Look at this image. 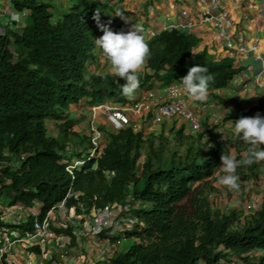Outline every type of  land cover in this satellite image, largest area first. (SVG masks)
Instances as JSON below:
<instances>
[{"label": "trees", "instance_id": "trees-1", "mask_svg": "<svg viewBox=\"0 0 264 264\" xmlns=\"http://www.w3.org/2000/svg\"><path fill=\"white\" fill-rule=\"evenodd\" d=\"M73 2L58 11L52 2L12 0L17 12H27V24L0 36V249L8 231L32 236L35 220L43 221L62 204L68 216L77 218L119 207L121 216L134 223L112 242L122 245L125 239L131 245L110 264H264V201L240 218L237 209H216L205 193L218 179L223 154L247 158L250 146L240 139L235 146V134L225 137L220 127L210 125L192 134L174 125L169 136L164 128L147 136L146 129L129 123L113 133L102 128L96 148L90 135L76 130L80 121L71 118L72 106L111 100L122 105L128 99L121 92L123 80L91 68L102 3ZM146 43L150 54L137 73L140 89L150 82L182 81L195 65L211 75L208 91L227 88L239 73L231 59L217 61L197 52L196 38L177 29ZM263 107L264 98L253 112ZM86 146L91 151L85 152ZM263 173L264 161L237 169L254 182ZM3 205L37 209V214L10 225ZM73 229L49 226L56 238L76 246ZM30 252L42 253L40 246ZM0 264L14 263L5 256Z\"/></svg>", "mask_w": 264, "mask_h": 264}, {"label": "crops", "instance_id": "crops-1", "mask_svg": "<svg viewBox=\"0 0 264 264\" xmlns=\"http://www.w3.org/2000/svg\"><path fill=\"white\" fill-rule=\"evenodd\" d=\"M96 1L102 3L100 8L103 9L104 13L101 21L102 25L109 27L113 32L123 31L126 33L136 29L147 41L153 35H160L164 31L178 29V26L191 20L194 26L192 30L185 33L196 38L198 42L197 52H207L217 61L232 60L235 69L239 73L227 88L208 91L207 98L203 102H197L190 97H186L189 107L198 115L202 125H210L209 128L220 127L218 132L226 137L234 134V123L240 118L255 117L257 113L264 116V109L249 115L243 113L246 108H258L261 99L264 98V90L253 84L256 75L264 72V0H219L218 9L212 12L214 17L226 12L234 21V26L228 30V37L235 46H242L247 50V53H241L235 57L230 56V51L225 42L216 40L219 30L218 23L215 20L203 21L201 18V15L210 5L206 0ZM44 2L54 3L58 11L65 10L74 3L73 0H44ZM184 12L187 13V17H183ZM11 14L22 15L15 10L12 0H0V26L7 29H22L26 26L28 17L23 18L22 16L18 23L10 25ZM118 14L127 17L129 21L126 23L124 19L117 16ZM102 36L103 32L99 30L97 39ZM257 42L259 44L258 53L252 51ZM258 55L263 60L258 59ZM91 62L93 64L92 70L95 73L111 75L110 65L97 45ZM181 82H178V84L182 87ZM164 87L165 83L160 82H154L151 86L146 84L145 87L137 90L134 99H128L127 104L120 105L124 107V112L135 129L134 121L138 122L140 129H142L145 122L150 124L152 128H155V126L162 127L163 123L160 125L154 123L153 108L148 103L147 98L150 91L161 94ZM137 103L141 104L142 107L140 114H136L134 110ZM85 107L88 106L84 104L82 108L85 109ZM80 108V106L70 108L72 119H74L73 110H79ZM81 114L84 115L82 112ZM77 120L80 121L79 126L86 121L82 117ZM165 123L169 131L175 125L177 128L185 126L189 132L187 123L185 124L179 119ZM113 124L109 127L106 125L107 128L105 125H102V127L109 133L116 132L122 127L117 130L113 128ZM117 125H120V123L117 122ZM83 127L85 129V125ZM153 133L158 134V131ZM3 201V199H0V202L3 203ZM1 207L4 208V211L7 210L4 219L10 225H20L26 221L28 216L34 213L37 214V209L31 211L22 206H16L17 209L14 208L13 211L16 214L12 213L11 208H5V205ZM51 225L56 228L68 225L74 227L73 231L77 238L76 246H71L68 238H56L50 232L46 239L28 242L25 241L27 237L22 236V231L15 228L5 235V238L9 241L18 240L12 252L7 256L9 261L14 264H110V260L121 252V248H119L121 244L117 245L112 242V237L118 236L120 233L115 231H107L103 234L96 233L93 228L94 215L77 218L72 215L68 216L66 210L60 208L52 213ZM20 239L23 241L19 242ZM34 246H40L42 253H31L30 248Z\"/></svg>", "mask_w": 264, "mask_h": 264}, {"label": "clouds", "instance_id": "clouds-1", "mask_svg": "<svg viewBox=\"0 0 264 264\" xmlns=\"http://www.w3.org/2000/svg\"><path fill=\"white\" fill-rule=\"evenodd\" d=\"M117 16L124 19L126 23L129 21L128 18L123 15L118 14ZM95 19L97 20L98 27H100V30L103 32L101 38L95 39V44L102 50L104 57L107 59L110 65V74L117 77L118 81H124L121 85L122 95L132 100L135 98V94L140 87V80L137 73L145 65L146 59L150 54L148 44L136 29L126 33L123 31L113 32L109 27L99 23V15H97ZM211 79L212 77L208 74L206 67L200 65L190 67L187 75L182 78L181 82L186 97H190L197 102L205 101ZM178 82L175 83L178 84ZM153 83L154 82H150L148 84L150 86ZM166 86L167 85H165V87ZM246 109H250V113L246 114L243 112L245 115L253 113V108ZM189 131L192 134H197L191 132L190 128ZM233 132L241 141L245 142L250 147L247 158L242 161H237L233 156L228 154H223L221 156V166L216 173L218 176V183L226 186L230 191L239 190L240 188V177L237 174V169L239 167L242 165L252 166L255 163L264 161V147H260L264 146V116L257 113L255 117L240 118L234 123Z\"/></svg>", "mask_w": 264, "mask_h": 264}, {"label": "built area", "instance_id": "built-area-1", "mask_svg": "<svg viewBox=\"0 0 264 264\" xmlns=\"http://www.w3.org/2000/svg\"><path fill=\"white\" fill-rule=\"evenodd\" d=\"M210 3L209 7L206 9V11L201 15V18L203 21H213L218 23L219 30L216 35V40L219 42H225L226 47L230 51V56L235 57L241 53H247V50L245 47L242 46H235L233 42L228 37V30L234 26V21L229 17V15L226 12H222L219 16H213L212 12L219 7V0H206ZM20 14H11L9 24L14 25L18 23L21 20V16L23 18H27L28 14L27 12H23ZM183 17H187V13H183ZM194 26V23L189 20L186 24L178 26L177 30H181L182 32L190 31L192 30ZM7 32V28L4 26H0V36H5ZM156 35H153V37ZM259 50V44L258 42L253 46L252 51L258 53ZM258 59H262L258 55ZM263 60V59H262ZM253 84L264 90V72H260L256 75V77L253 80ZM188 95V94H187ZM148 103L153 108V118L155 121H174L175 119H180L183 122L187 123L191 132L193 133H199L202 130V122L198 115L189 107L187 100H186V93L183 90V88L175 83L169 86H166L163 88V91L161 94L154 93L153 91H150L148 94ZM100 111H103L105 114L109 115L112 119L119 122L122 126L129 124V118L124 112V108L120 105L109 106L108 103H105L103 105H99L98 108ZM135 113L140 114L142 107L141 104L137 103V105L134 107ZM244 113L248 114L250 113V109H246L243 111ZM101 140V135L92 138V143L94 147L99 146V142ZM94 153V152H93ZM76 164L75 166H77ZM74 168V167H71ZM131 202V199L129 200ZM132 202L133 201L132 199ZM13 208V209H12ZM12 213L16 214L14 210L17 209L16 207H12ZM60 208L64 209V204L60 205L58 208L53 209L47 217L43 221H39L38 219L35 220V231L34 234L30 237H27L25 241L33 242V241H40L43 239H46L49 235V226L51 224V216L54 211L59 210ZM254 210L253 205H248L246 207V211L250 212ZM7 210H5L6 212ZM67 214V213H66ZM122 211L119 207H106L104 210L95 212L94 219H95V225H94V231L96 233H103L104 231H114L115 232H121L123 230H131L134 221L132 222L130 219H126L121 216ZM121 216V217H120ZM114 226V227H113ZM16 241H9L7 238L4 239V242L2 243V247L0 249V259H2L5 256H8L15 244ZM23 240H19L21 242ZM118 245H120V242H118Z\"/></svg>", "mask_w": 264, "mask_h": 264}, {"label": "rangeland", "instance_id": "rangeland-1", "mask_svg": "<svg viewBox=\"0 0 264 264\" xmlns=\"http://www.w3.org/2000/svg\"><path fill=\"white\" fill-rule=\"evenodd\" d=\"M42 1H44V0H39V3H41ZM91 68H92V66H91ZM170 84L171 83H169V81H166V83H165V85H167V86H169ZM107 102H108L109 106L115 105V102L113 100L107 101ZM82 106H84V103H82ZM82 106L79 110H75V111L73 110V112H72V114L74 115L73 116L74 120H77L80 117L86 119L85 122H82L81 126L76 127V130L82 136L83 135H86V136L90 135L92 138H94V137L99 136V134H100L101 138H103L104 135L101 132V129L103 128L102 125H105V127L107 128L106 125H108V127H109V126H111L112 123H114L112 126L114 129H117V130L122 126L121 124L117 125V122L114 119H112L109 115L105 114L103 111L96 109L99 106H96V107H89L88 106V107H85L86 110L83 109ZM81 112L84 115H82ZM153 121L157 125L164 123L163 121L157 122L154 119H153ZM134 123L136 125V129L139 130L140 125L138 124V122L134 121ZM83 125H85V129H84ZM80 127H82L83 129L81 130ZM163 128H164V131L166 132V134L169 136V134H170L169 128L166 127V123L162 124V127L155 126V128H152V126L150 127V124H148L147 122H145L142 126V129H146V131L148 133L147 136L153 135V134H155L153 132H157V131L160 134V133H162ZM189 133H190V131H189ZM51 134L56 135L57 131L56 130H54V132L51 131ZM174 138H175V135H172L171 140L174 141L173 140ZM232 139H233L232 141H234V143H235V146H237L240 143L239 138L237 136L232 137ZM167 146L169 147V149L173 150V144L172 143H168ZM85 149H86V150H84L85 152H87V151L89 152V150L91 151L92 147L86 146ZM232 153H234V152H232ZM247 176H248L247 174L239 175V177H240V181H239L240 188H239V190H232V191L228 190L226 188V186L219 184L218 179L213 180L212 181V187L214 189L213 188L212 189H205V193L207 195H210L209 197L212 198V202L214 204L213 206L218 210L224 211L225 213H230L234 209H237V210L241 211L240 212V218H242L246 214H250L253 211V210L250 212L246 211V207L248 205H250V204L253 205L254 210H255V208H258L264 201V173L260 176L258 182H254V180L249 181L247 179ZM242 187H246V190L242 191ZM94 225H95V219H94ZM113 231H114V229H113ZM130 245H131V242L124 239L123 244L119 248H121V252H122V251H125Z\"/></svg>", "mask_w": 264, "mask_h": 264}]
</instances>
